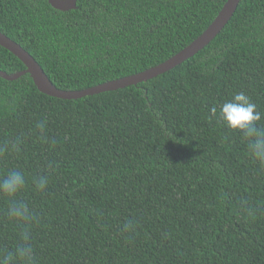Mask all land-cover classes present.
I'll return each mask as SVG.
<instances>
[{
  "label": "trees",
  "instance_id": "obj_1",
  "mask_svg": "<svg viewBox=\"0 0 264 264\" xmlns=\"http://www.w3.org/2000/svg\"><path fill=\"white\" fill-rule=\"evenodd\" d=\"M227 0H0V31L56 86L84 89L153 67L188 46ZM25 64L0 45V69ZM244 92L264 127V0H241L224 29L174 69L80 99L0 76V175L48 173L22 198L40 216L41 264H264V165L219 117ZM217 111L213 114L212 109ZM45 122V135L35 127ZM0 198V250L16 227Z\"/></svg>",
  "mask_w": 264,
  "mask_h": 264
},
{
  "label": "clouds",
  "instance_id": "obj_2",
  "mask_svg": "<svg viewBox=\"0 0 264 264\" xmlns=\"http://www.w3.org/2000/svg\"><path fill=\"white\" fill-rule=\"evenodd\" d=\"M216 111V108L212 109L213 114ZM219 117L228 128L242 133L251 158L264 165V127L258 123L261 113L250 97L244 92L236 93L221 105ZM35 127L42 136L45 135L44 121H37ZM19 146V138L0 144V157L18 151ZM29 183L37 193H45L49 188L50 175L43 173L29 178L21 168H11L0 175V198L7 202L5 215L17 229L15 246L0 250V264H41L33 240V230L39 225L40 216L22 198Z\"/></svg>",
  "mask_w": 264,
  "mask_h": 264
},
{
  "label": "water",
  "instance_id": "obj_3",
  "mask_svg": "<svg viewBox=\"0 0 264 264\" xmlns=\"http://www.w3.org/2000/svg\"><path fill=\"white\" fill-rule=\"evenodd\" d=\"M56 9L68 11L77 7L78 0H48ZM241 0H227L212 23L188 46L180 50L165 61L150 67L144 71L112 79L84 89H62L54 84L36 58L20 43L0 31V45L11 51L26 66L25 69L14 73H8L0 69V76L7 80H15L25 74H29L37 88L52 97L61 99H80L89 95H95L106 91L124 89L132 85L148 81L166 73L187 59L193 57L204 49L229 23Z\"/></svg>",
  "mask_w": 264,
  "mask_h": 264
}]
</instances>
